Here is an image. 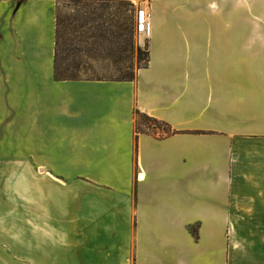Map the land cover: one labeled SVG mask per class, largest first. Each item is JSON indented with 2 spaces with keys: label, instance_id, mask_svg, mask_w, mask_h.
Returning <instances> with one entry per match:
<instances>
[{
  "label": "crops",
  "instance_id": "obj_1",
  "mask_svg": "<svg viewBox=\"0 0 264 264\" xmlns=\"http://www.w3.org/2000/svg\"><path fill=\"white\" fill-rule=\"evenodd\" d=\"M58 1L0 0V264H225L264 226V0H132L133 80L55 78Z\"/></svg>",
  "mask_w": 264,
  "mask_h": 264
},
{
  "label": "rangeland",
  "instance_id": "obj_2",
  "mask_svg": "<svg viewBox=\"0 0 264 264\" xmlns=\"http://www.w3.org/2000/svg\"><path fill=\"white\" fill-rule=\"evenodd\" d=\"M111 1V8L104 12L95 25H102L111 32L121 34V47L132 43L130 49L122 54V60L118 61V55L111 56L107 48H99L94 55L82 52L79 55L69 57L70 71L75 65H81L80 78L84 79H122L129 78L136 73L137 68L145 65V57L138 56L137 49L140 46V35L137 31V5L132 0H59L62 3L61 15L63 17L73 15L72 8L84 3ZM78 2L82 4H77ZM128 4H133L132 10ZM147 42L141 47L147 51ZM124 47V48H125ZM64 57V56H63ZM67 64V65H68ZM146 124L143 118L138 117L137 127L145 130ZM169 133V130L161 126L160 130ZM157 134L164 135L163 131L155 130ZM225 264H264V226H237L229 227L226 234Z\"/></svg>",
  "mask_w": 264,
  "mask_h": 264
},
{
  "label": "trees",
  "instance_id": "obj_3",
  "mask_svg": "<svg viewBox=\"0 0 264 264\" xmlns=\"http://www.w3.org/2000/svg\"><path fill=\"white\" fill-rule=\"evenodd\" d=\"M111 1L80 3L81 6L72 8L73 15L63 17L61 15L62 3H58L56 7V53H55V78L57 80L81 79V65H75L73 72L70 71L69 57L71 55H79L82 52L88 55H94L99 48H107L111 56L118 55V61L122 60V54H125L129 49L132 51V43L129 42L125 48L120 45L121 34L119 32H111L102 25H95L97 20H100L104 12L111 8ZM134 9L133 4H128ZM138 56L145 57V65L139 68L146 67L149 61L148 51L143 52L141 48L137 49ZM64 56V57H63ZM68 64V65H67ZM134 75L129 78L118 80H133ZM114 80V79H113ZM144 122L148 124L146 131L155 132L161 129L163 125L157 120L140 116ZM167 127H165L166 130ZM138 131H143L137 128ZM144 130V131H145Z\"/></svg>",
  "mask_w": 264,
  "mask_h": 264
},
{
  "label": "built area",
  "instance_id": "obj_4",
  "mask_svg": "<svg viewBox=\"0 0 264 264\" xmlns=\"http://www.w3.org/2000/svg\"><path fill=\"white\" fill-rule=\"evenodd\" d=\"M139 19L137 21V31L140 35V47L145 46L151 35L150 22L147 16L142 11H139Z\"/></svg>",
  "mask_w": 264,
  "mask_h": 264
},
{
  "label": "bare ground",
  "instance_id": "obj_5",
  "mask_svg": "<svg viewBox=\"0 0 264 264\" xmlns=\"http://www.w3.org/2000/svg\"><path fill=\"white\" fill-rule=\"evenodd\" d=\"M148 17V16H147Z\"/></svg>",
  "mask_w": 264,
  "mask_h": 264
}]
</instances>
